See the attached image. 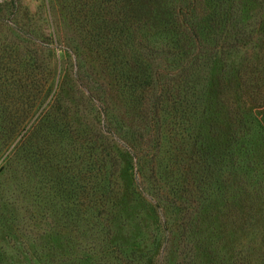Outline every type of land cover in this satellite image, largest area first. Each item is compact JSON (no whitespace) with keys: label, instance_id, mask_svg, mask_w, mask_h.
Listing matches in <instances>:
<instances>
[{"label":"rangeland","instance_id":"1","mask_svg":"<svg viewBox=\"0 0 264 264\" xmlns=\"http://www.w3.org/2000/svg\"><path fill=\"white\" fill-rule=\"evenodd\" d=\"M74 2L0 0L7 5L5 18L31 37L27 40L1 25L0 67L11 52L5 67L17 79L25 82L30 77L37 84L29 102L42 99L37 92L43 90V84H57L58 94L75 112L77 125L94 127L92 117L98 114L95 108H86L89 98L97 107L101 106L98 99L103 107L105 103L107 112L97 117L98 121L106 118L119 140L114 145L119 166L112 184L119 209L102 210L96 205L103 195L98 190L76 202L80 210L76 225L67 220L62 200L37 195L34 172L26 176L21 173L23 165L12 162L17 132L9 133L13 131L8 129L9 119L20 117L21 122L25 116L27 95L22 89L25 99L12 109L17 108V113L0 115V264H264V102L262 91L252 88L249 92L241 85L258 79L259 72L264 80V30L258 27L262 5L243 0L241 7L255 35L251 44L258 47L250 48L248 54L216 59L205 77L215 94L207 99L211 110L201 123L205 139L215 151L212 155L235 163L232 168L237 170L229 168L221 176L204 171L200 154L138 152L147 130L145 118L121 85L118 70L97 60L89 50L87 32L74 15ZM5 48L9 51L3 52ZM4 84L0 80V96L2 88H7ZM225 93L233 96L245 126L223 104ZM143 153L158 157L141 161ZM160 167L163 170L157 174L165 177L163 182L156 176ZM165 183L177 184L179 194L174 195ZM107 227L110 238L105 235Z\"/></svg>","mask_w":264,"mask_h":264},{"label":"trees","instance_id":"2","mask_svg":"<svg viewBox=\"0 0 264 264\" xmlns=\"http://www.w3.org/2000/svg\"><path fill=\"white\" fill-rule=\"evenodd\" d=\"M254 1L262 5L258 27L264 30V0ZM73 4L76 21L89 37V50L96 54L97 60L109 67L113 64L118 70L119 82L133 96L138 113L145 118L147 130L144 137L141 136L143 143L138 152H192V155L200 154L204 171L221 176L229 168L237 171L232 168L235 163L228 164L224 158L217 159L210 153L215 151L205 139L202 124L211 110L207 99L215 96L207 84L210 81L205 78L214 61L224 60L232 53L248 54L250 48L258 47L251 44L255 35L249 30L251 24L244 20L243 0H75ZM6 7L0 4V26L8 25L31 41L16 23L5 18ZM143 37H146V44ZM8 51L7 48L3 50ZM10 53L5 57L4 67H0V80L7 87L2 88L0 115L4 112L16 114L17 108L14 112L13 107L25 99L22 89L27 95L22 121L15 116L9 119L8 129L13 130L9 133L17 132L12 141H17L12 149V162L23 165L21 173L26 176L34 172L37 195L62 200L69 222H76V225L79 222L80 210L76 202L80 198L87 200L98 190L103 195L96 205L102 210L119 209L112 188L119 166L114 145L119 140L105 123L106 118L98 121V117L107 112L105 103L103 107V101L96 99L102 108L97 107L89 98L86 108H95L99 115L92 117L95 121L92 127L76 124L75 112L69 101L58 94L57 84L49 87L43 84V90L37 92L42 99L29 102L35 97L37 84L30 77V81L25 82L17 79V75L5 67L12 59ZM163 56L170 58L165 60ZM260 73L263 74L259 72L258 79L241 85L249 92L252 88H257L258 93L262 91L260 99L264 102V80L259 78ZM224 96L227 98H223V104L235 113L232 117H239L245 126L247 122L236 110L238 105L233 96L226 93ZM56 150L62 153L55 154ZM157 157L143 153L140 160ZM161 170L162 167L155 170L156 176ZM151 172L154 174V170ZM158 180L163 182L165 177L159 175ZM165 185L173 194H179L174 187L177 184ZM202 198L205 199L203 194ZM108 209L105 213L110 216ZM189 221L183 224L184 228ZM105 235L112 237L109 227Z\"/></svg>","mask_w":264,"mask_h":264}]
</instances>
